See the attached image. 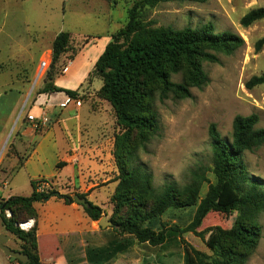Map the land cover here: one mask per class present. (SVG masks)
Returning <instances> with one entry per match:
<instances>
[{"label": "rangeland", "instance_id": "1", "mask_svg": "<svg viewBox=\"0 0 264 264\" xmlns=\"http://www.w3.org/2000/svg\"><path fill=\"white\" fill-rule=\"evenodd\" d=\"M137 1L0 0V171L10 159L17 156L25 158L33 147L36 155L31 167L37 177L59 170L58 156L62 140L53 131L58 132L63 111L53 98L59 93L44 90L67 74L71 62L80 57L92 39L108 37L110 42L111 36L126 26L128 12ZM260 7H264V0H208L205 3L170 2L146 12L145 22L153 27L198 29L212 24L216 33L237 34L245 45L231 55L210 51L216 61L201 60L209 81L201 89L191 88L189 98H182L161 83L151 81L149 90L159 127L145 143L138 135H133L128 142L122 138L125 130L110 107L111 114L102 120L111 129L103 126L99 132L104 136L108 135V131L111 134V156L100 159L99 165L106 164L100 173L95 172L97 176L91 174L87 180L98 190L97 200L102 203V218L106 221L112 218L115 209H120L117 219L129 209L127 205L118 207L114 200L120 174L118 164L122 162L121 159L126 161V153H133L135 157L129 163L152 174L156 188L168 183L183 187L191 181V172L199 168L206 169V177L214 183L210 126L216 124L221 137L231 141L235 117L256 114L259 116L256 128L264 129V85L251 89L246 87L251 78L264 76V46L259 52L255 47L256 42L264 37V20L247 28L241 25L245 14ZM60 32H70L71 41L68 51L54 63L52 47ZM43 60L48 61L49 65L41 71ZM95 64L84 62L91 72ZM171 81L175 84L186 82L184 65L180 72L171 75ZM100 84V79L92 76L77 89L80 100L76 101L94 111L95 108L101 112L109 110L111 105L101 99L96 91ZM45 95L46 103L41 107L36 106L38 98ZM30 115L37 118L45 116L49 121L35 126L29 120ZM33 136H36L33 140L36 143L31 141ZM18 146H23L25 151L20 154ZM243 162L250 178L259 180L260 189L264 191V144L254 151H246ZM18 172L12 175L11 188L14 189L13 193L26 196L30 189L26 173L24 170ZM54 189L61 195L71 196L73 200L75 195H87L70 181L58 183ZM208 189L209 183H204L200 198L207 194ZM237 197L235 192L226 189L219 203L227 205ZM196 210L197 207L171 209L162 215L161 222L167 227L186 228ZM238 217V212L223 214L209 211L194 231L184 233L175 242L154 248L133 240L129 249L116 255L112 254V247L104 235L93 240V245L80 257L84 259V264H185L187 257L192 264H198L193 250L214 257L219 235L217 228L231 229ZM97 225L100 228L99 221ZM248 226H255L258 233L254 247L247 250L242 244H234L233 248L247 255L246 264H264V209ZM108 232L110 238L114 236L112 229ZM116 242L119 244L120 240ZM8 245H12L10 241Z\"/></svg>", "mask_w": 264, "mask_h": 264}, {"label": "trees", "instance_id": "2", "mask_svg": "<svg viewBox=\"0 0 264 264\" xmlns=\"http://www.w3.org/2000/svg\"><path fill=\"white\" fill-rule=\"evenodd\" d=\"M208 0H139L128 12L126 26L111 36L104 52L98 58L93 71L89 75L96 76L102 82L98 96L107 101L125 132L122 138L131 141L138 135L142 143L149 140L150 135L158 129L157 114L153 110L151 81L161 83L167 90L182 98L191 97V88H203L208 83L201 60L216 61L210 51L231 55L245 45V41L232 32L216 33L212 24L198 29L186 27L176 29L153 27L145 22L146 12L160 4L170 2L205 3ZM264 20V7L250 10L241 19L244 28ZM71 41L70 32H60L53 42V62H58L68 51ZM264 46V37L256 42V51ZM186 67V82L175 84L171 75ZM52 76L51 81H53ZM50 85V84H49ZM264 85V76L253 77L246 87ZM45 92L65 93L73 100H80L79 90H67L51 84ZM259 116L238 115L233 121L232 140L223 139L216 124L209 128L212 146V173L215 182L206 177V169L199 168L191 172V181L183 187L176 183H168L156 188L153 176L141 167L129 163L133 153H126V161L118 164L119 177L115 189L114 200L117 206L129 207L126 213L119 215L114 210L107 228L106 238L112 247V254L125 252L133 240L148 247H163L181 238L184 233L194 231L206 212L214 211L223 214L238 212L235 225L225 230L217 228L218 240L215 256L211 257L197 250L193 255L198 264H246L247 255L233 248L234 244H242L247 250L254 247L258 235L255 226L249 227L264 209V191L260 189L259 180L250 178L243 162L246 151H254L264 144V129H257ZM116 140V139H115ZM126 147V146H125ZM124 148V146H123ZM125 150V148H124ZM125 152V151H124ZM61 163L58 167H61ZM204 183H209L207 194L200 198ZM33 193L30 196H12L0 203V218L7 231L23 240V252L29 256L26 264H46L41 260L38 250L36 227L29 232L22 231L17 225L37 218L34 203L46 201L50 197L64 199L66 203H75L68 195L58 192L38 194L35 191L36 181L32 183ZM226 189L237 194L230 204L222 205L219 200ZM86 199L85 195H79ZM200 201V202H199ZM88 206H83L93 221H100L104 211L101 207L86 199ZM120 204V205H118ZM197 207L192 222L186 228L167 227L161 217L171 209L184 210ZM11 212V218L6 217ZM114 236L110 238V231ZM120 240L119 244L116 242ZM19 264V261H17ZM185 264H192L185 258Z\"/></svg>", "mask_w": 264, "mask_h": 264}, {"label": "crops", "instance_id": "3", "mask_svg": "<svg viewBox=\"0 0 264 264\" xmlns=\"http://www.w3.org/2000/svg\"><path fill=\"white\" fill-rule=\"evenodd\" d=\"M108 43V37L92 39L86 45L80 57L71 62L67 74L56 80V86L67 90L80 88L88 80L91 73V69L87 70L90 67L85 66L84 62L90 61V63L95 64ZM101 86L102 82L96 87V91H99ZM66 96L67 94L62 92L58 96L53 97L61 108L60 111H63V119L61 124L57 126L58 132L53 131L54 129L49 130L56 132L58 134L57 137L62 140V148L58 156L59 164H62L61 167L54 174L39 175L37 177L38 175L33 173V168L31 167L32 160L36 155L35 147L29 151L25 158L17 156L10 159L0 171V201L9 199L12 196H19L13 193L14 189L13 187L11 188L13 185L12 175L18 170H20L18 174L24 170L30 186L29 194L26 196H30L33 193L32 183L41 178L52 180L55 186L58 183L70 181L80 187L82 193L85 192L87 194L86 199L88 201H92L103 209L102 203H98L97 200L98 190L95 189L94 184L88 183L87 180L91 174L97 176L95 172L100 173L102 167L106 164L99 165L100 159L111 156V134L108 131V135L104 136L99 132L100 127L103 126L108 127L107 130L111 129L110 126H105L104 119L102 120L103 117L111 114V106H109V110L105 109L103 112L97 111L96 108L94 111L91 107H83L82 104L76 106L74 103L62 107L61 104L66 99ZM46 100L47 95L39 97L35 105L41 107V105L46 103ZM38 110L36 109V111ZM35 137L31 138L34 143H36L33 141ZM22 147L18 146L20 154L23 150L25 151ZM10 170L13 171H11L12 174L9 177ZM34 208L37 212V218L33 220L34 227L37 230L39 255L46 264H84L85 261L80 255H83L86 249L93 245V240L106 236L107 232L102 230L101 227L99 228L96 221L90 219L83 205L76 202L68 204L64 199L54 196L46 201L35 202ZM0 234L9 235L12 245L18 243L17 247L10 245L12 249L23 250L25 242L9 233L1 218ZM90 241L91 244L89 243ZM0 251L2 252L0 253V264H19L17 261H10L1 249ZM75 256L78 258L75 259Z\"/></svg>", "mask_w": 264, "mask_h": 264}, {"label": "built area", "instance_id": "4", "mask_svg": "<svg viewBox=\"0 0 264 264\" xmlns=\"http://www.w3.org/2000/svg\"><path fill=\"white\" fill-rule=\"evenodd\" d=\"M48 65H49V62L46 60H43L40 64L41 71H43ZM72 103H74L76 106L81 105L80 101H75L70 96L67 95L66 99L61 104V106L66 107ZM29 120L32 121L35 126L47 124L49 121V119L45 116L37 118V117H34L32 115L29 116ZM54 187H55V184L52 180L41 178V179L36 181L35 191L38 194L47 195V194H50V193L55 191ZM6 217L11 218V212L10 211H6ZM18 226L24 231H29V230L34 228V220L30 219L26 222L18 224Z\"/></svg>", "mask_w": 264, "mask_h": 264}, {"label": "water", "instance_id": "5", "mask_svg": "<svg viewBox=\"0 0 264 264\" xmlns=\"http://www.w3.org/2000/svg\"><path fill=\"white\" fill-rule=\"evenodd\" d=\"M51 198V197H50ZM48 198V199H50ZM74 201L83 206H88L86 199L81 198L79 195L74 196ZM112 223L110 221H106L105 218H102L99 221V226L105 229L107 226H111ZM10 241V236L7 234H0V249L4 252V254L9 257L10 261L15 262L19 261L22 264H26L29 261V256L23 252L12 249L8 243Z\"/></svg>", "mask_w": 264, "mask_h": 264}]
</instances>
